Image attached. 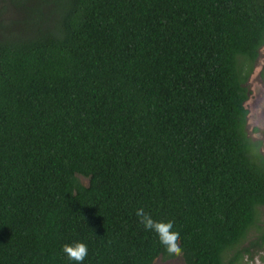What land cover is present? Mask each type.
Instances as JSON below:
<instances>
[{"label": "trees", "instance_id": "16d2710c", "mask_svg": "<svg viewBox=\"0 0 264 264\" xmlns=\"http://www.w3.org/2000/svg\"><path fill=\"white\" fill-rule=\"evenodd\" d=\"M263 46L264 0H0V264L262 249L245 102ZM138 209L172 223L178 254Z\"/></svg>", "mask_w": 264, "mask_h": 264}, {"label": "rangeland", "instance_id": "374dc122", "mask_svg": "<svg viewBox=\"0 0 264 264\" xmlns=\"http://www.w3.org/2000/svg\"><path fill=\"white\" fill-rule=\"evenodd\" d=\"M250 95L246 101L248 109V131L253 138L263 140L264 154V46L255 70L249 79ZM264 221V214L262 215ZM251 256V257H250ZM243 264H264V247L245 256ZM154 264H185L182 257L171 259L157 258Z\"/></svg>", "mask_w": 264, "mask_h": 264}, {"label": "clouds", "instance_id": "9594fccd", "mask_svg": "<svg viewBox=\"0 0 264 264\" xmlns=\"http://www.w3.org/2000/svg\"><path fill=\"white\" fill-rule=\"evenodd\" d=\"M137 215L141 217V223L147 229L155 230L159 234L161 242L166 246L169 253L178 254L180 252L178 244L179 235L176 232L170 231L172 228L171 222H156L143 209H138ZM63 251L70 259L81 262L87 256L88 249L84 243L77 242L74 245H65Z\"/></svg>", "mask_w": 264, "mask_h": 264}, {"label": "flooded vegetation", "instance_id": "af4514ba", "mask_svg": "<svg viewBox=\"0 0 264 264\" xmlns=\"http://www.w3.org/2000/svg\"><path fill=\"white\" fill-rule=\"evenodd\" d=\"M262 143H263V140H262ZM263 149V146L261 147V150Z\"/></svg>", "mask_w": 264, "mask_h": 264}, {"label": "water", "instance_id": "95a60500", "mask_svg": "<svg viewBox=\"0 0 264 264\" xmlns=\"http://www.w3.org/2000/svg\"><path fill=\"white\" fill-rule=\"evenodd\" d=\"M245 106H246V102H245ZM247 107V106H246Z\"/></svg>", "mask_w": 264, "mask_h": 264}]
</instances>
